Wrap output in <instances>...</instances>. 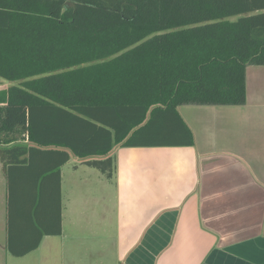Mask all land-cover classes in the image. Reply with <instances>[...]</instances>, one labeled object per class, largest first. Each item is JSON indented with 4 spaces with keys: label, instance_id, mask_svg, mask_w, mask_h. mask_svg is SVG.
<instances>
[{
    "label": "trees",
    "instance_id": "trees-1",
    "mask_svg": "<svg viewBox=\"0 0 264 264\" xmlns=\"http://www.w3.org/2000/svg\"><path fill=\"white\" fill-rule=\"evenodd\" d=\"M248 65H264V0H0L9 253L61 233L71 157L111 178L118 146H193L178 107L245 104Z\"/></svg>",
    "mask_w": 264,
    "mask_h": 264
},
{
    "label": "crops",
    "instance_id": "crops-1",
    "mask_svg": "<svg viewBox=\"0 0 264 264\" xmlns=\"http://www.w3.org/2000/svg\"><path fill=\"white\" fill-rule=\"evenodd\" d=\"M245 83V104L191 110L193 146H118L111 178L75 158L64 185L62 165L61 233L22 256L7 248L0 160V264H264V65ZM12 220L23 247L35 241L28 214Z\"/></svg>",
    "mask_w": 264,
    "mask_h": 264
},
{
    "label": "rangeland",
    "instance_id": "rangeland-1",
    "mask_svg": "<svg viewBox=\"0 0 264 264\" xmlns=\"http://www.w3.org/2000/svg\"><path fill=\"white\" fill-rule=\"evenodd\" d=\"M246 78H247L248 87H252L251 89H254L253 85L255 83V77H253L251 74L247 73V77ZM10 84H11V82H9V81H7L5 79H2V78L0 79V89L6 88ZM203 106H206V105H203ZM195 108H198V109H195ZM200 108H204V107H200L198 105H181V106L178 107V110H179L180 114L183 116V118L185 119V121H188L192 125V119H191L192 113H191V110H192L193 113H194V109L200 112V110H199ZM199 112L196 113V111H195V114H198ZM193 127H194V124H193ZM197 136H198V134H197ZM263 138H264V131L261 130V128H258L256 144L259 145L260 141ZM74 161H75V158L71 157L70 161L67 162L66 165L63 167V185L67 181L71 180V177H72V166L74 164ZM66 194H67V192H66V189L64 188V196H65L64 204H65V206H66Z\"/></svg>",
    "mask_w": 264,
    "mask_h": 264
}]
</instances>
